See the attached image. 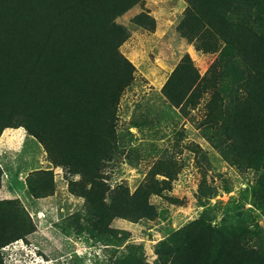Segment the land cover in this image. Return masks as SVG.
Masks as SVG:
<instances>
[{
	"label": "trees",
	"instance_id": "trees-1",
	"mask_svg": "<svg viewBox=\"0 0 264 264\" xmlns=\"http://www.w3.org/2000/svg\"><path fill=\"white\" fill-rule=\"evenodd\" d=\"M144 1L0 0V136L25 126L59 153L58 165L96 177L105 156L119 149V102L134 79L135 66L120 50L130 31L116 19ZM188 1L179 29L198 50L218 56L201 76L184 55L164 93L179 104L203 87L214 90L204 135L227 161L258 172L253 204L264 213V0ZM133 21L146 27L155 19L143 11ZM2 175L0 168V186ZM92 182L82 193L95 202L96 238L121 246L126 237L109 232L105 220L153 214L148 194L138 189L108 202L100 177ZM214 196L212 187L200 185L199 203ZM28 220L16 203L0 200V250L34 231ZM127 249L122 264H264L260 230L215 227L202 218L161 239L153 262L141 245Z\"/></svg>",
	"mask_w": 264,
	"mask_h": 264
},
{
	"label": "rangeland",
	"instance_id": "rangeland-1",
	"mask_svg": "<svg viewBox=\"0 0 264 264\" xmlns=\"http://www.w3.org/2000/svg\"><path fill=\"white\" fill-rule=\"evenodd\" d=\"M144 2L116 19L130 31L120 50L135 66L134 79L119 102V149L105 156L96 177L58 165L59 153L25 126L3 130L0 200L23 208L34 231L1 247L2 264H122L120 255L128 244L141 245L153 262L161 239L199 218L215 227H248L264 235V213L252 196L258 172L227 161L204 135L214 90L203 87L202 94L179 104L164 93L184 55L203 76L218 53L198 50L179 29L188 0ZM143 11L155 19L146 27L133 21ZM97 176L108 202L114 194L126 198L140 189L154 211L141 218L107 217L105 228L126 237L121 246L96 238L101 227H95V202L82 190ZM202 183L216 192L204 205L198 201Z\"/></svg>",
	"mask_w": 264,
	"mask_h": 264
}]
</instances>
